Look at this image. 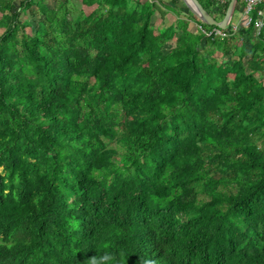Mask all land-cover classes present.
<instances>
[{
	"label": "trees",
	"instance_id": "16d2710c",
	"mask_svg": "<svg viewBox=\"0 0 264 264\" xmlns=\"http://www.w3.org/2000/svg\"><path fill=\"white\" fill-rule=\"evenodd\" d=\"M47 1L0 0V264H264V17Z\"/></svg>",
	"mask_w": 264,
	"mask_h": 264
},
{
	"label": "built area",
	"instance_id": "2783aa9c",
	"mask_svg": "<svg viewBox=\"0 0 264 264\" xmlns=\"http://www.w3.org/2000/svg\"><path fill=\"white\" fill-rule=\"evenodd\" d=\"M220 3H225L229 0H217ZM236 4V3H235ZM258 4H263L264 5V0H243V5L241 8V20L242 24H248L250 21L253 22V27H254V33L257 34L263 25V17H264V7L263 8H258ZM235 7V6H234ZM256 16L255 18H252L250 16V13L252 10H256ZM234 10V9H233ZM233 13V12H232ZM229 24V22H228ZM227 24V25H228ZM198 27L204 32L206 36L209 35H214V36H219V35H224L225 33L222 31L223 28L219 27H212L210 29H204L201 28L200 24H198ZM237 28V23L232 24V29L235 30Z\"/></svg>",
	"mask_w": 264,
	"mask_h": 264
},
{
	"label": "water",
	"instance_id": "95a60500",
	"mask_svg": "<svg viewBox=\"0 0 264 264\" xmlns=\"http://www.w3.org/2000/svg\"><path fill=\"white\" fill-rule=\"evenodd\" d=\"M237 0H229L226 6L225 12L221 19L214 18L198 0H185L188 8L203 22L215 25L219 28H225L230 21L235 3ZM190 2L194 5V8L190 5Z\"/></svg>",
	"mask_w": 264,
	"mask_h": 264
},
{
	"label": "rangeland",
	"instance_id": "374dc122",
	"mask_svg": "<svg viewBox=\"0 0 264 264\" xmlns=\"http://www.w3.org/2000/svg\"><path fill=\"white\" fill-rule=\"evenodd\" d=\"M70 1V3L72 4V6H73V8H74V11H76V10H78V9H80V8H83L84 10H85V12H88V8H86V7H84L82 4H81V0H69ZM48 2V4L49 5H54V0H48L47 1ZM261 5H263V4H258L256 7H258V6H261ZM178 6H180L181 8H188V6H187V4H186V2H185V0H180V1H178ZM189 9V8H188ZM190 10V9H189ZM191 12H192V10H190ZM254 11L255 10H252L251 11V15H254ZM193 13V12H192ZM241 12H240V10H236V11H234V15H233V20H234V22L235 23H237V21H240L241 19ZM40 17V15H39V13L37 12L35 15H32L31 13H29L27 10H25V11H23L22 13H21V18L22 19H25V20H28L29 22H30V24H31V26H34L35 25V21L38 19ZM223 17V15L221 16V17H218V18H222ZM173 19V14H170V13H168V14H166V16H165V20H166V22H168L169 20H172ZM160 20V19H159ZM159 20L157 19L156 20V22L157 23H159ZM161 22V21H160ZM0 31H1V29H0ZM217 56H219V59H221V60H225V58L224 57H222V55L220 56V54H218L217 53Z\"/></svg>",
	"mask_w": 264,
	"mask_h": 264
},
{
	"label": "crops",
	"instance_id": "0c3cea01",
	"mask_svg": "<svg viewBox=\"0 0 264 264\" xmlns=\"http://www.w3.org/2000/svg\"><path fill=\"white\" fill-rule=\"evenodd\" d=\"M240 12H241V11H240ZM233 15H234V14H233ZM240 19H241V18H240ZM232 21H234V20H233V16H232ZM239 22H240V21H237V23H239ZM233 23H235V22H233ZM240 23H241V22H240Z\"/></svg>",
	"mask_w": 264,
	"mask_h": 264
},
{
	"label": "bare ground",
	"instance_id": "6f19581e",
	"mask_svg": "<svg viewBox=\"0 0 264 264\" xmlns=\"http://www.w3.org/2000/svg\"><path fill=\"white\" fill-rule=\"evenodd\" d=\"M190 5L192 6V8H194V5L190 2Z\"/></svg>",
	"mask_w": 264,
	"mask_h": 264
}]
</instances>
